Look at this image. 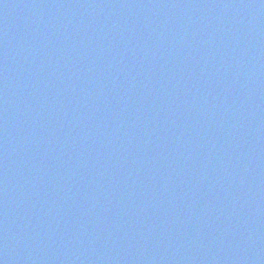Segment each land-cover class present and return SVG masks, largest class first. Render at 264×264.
Wrapping results in <instances>:
<instances>
[{"label": "water", "instance_id": "1", "mask_svg": "<svg viewBox=\"0 0 264 264\" xmlns=\"http://www.w3.org/2000/svg\"><path fill=\"white\" fill-rule=\"evenodd\" d=\"M201 264H264V0H149Z\"/></svg>", "mask_w": 264, "mask_h": 264}]
</instances>
